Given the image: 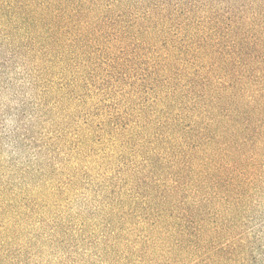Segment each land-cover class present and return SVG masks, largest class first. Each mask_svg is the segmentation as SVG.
Segmentation results:
<instances>
[{
  "label": "trees",
  "instance_id": "1",
  "mask_svg": "<svg viewBox=\"0 0 264 264\" xmlns=\"http://www.w3.org/2000/svg\"><path fill=\"white\" fill-rule=\"evenodd\" d=\"M236 16L226 0H0L1 38L34 62L25 75L41 96L105 109L87 125L94 131L98 120V136L128 152L115 177L128 201L118 220L151 234L136 245L156 251L159 264L229 260L223 235L238 184L227 133L240 89L226 69L245 64L249 46ZM263 50L264 20L260 62ZM258 84L259 149L264 76Z\"/></svg>",
  "mask_w": 264,
  "mask_h": 264
},
{
  "label": "rangeland",
  "instance_id": "2",
  "mask_svg": "<svg viewBox=\"0 0 264 264\" xmlns=\"http://www.w3.org/2000/svg\"><path fill=\"white\" fill-rule=\"evenodd\" d=\"M226 3L249 43L245 64L234 73L231 64L226 69L227 83L240 89L233 104L240 106L237 119L227 133L235 143L230 178L238 187L223 235L231 251L226 264H264V144L258 149L264 0ZM12 48L0 34V264H159L156 251L136 245L151 234L130 226L128 218L118 220L116 207L128 201L122 179L115 177L128 152L98 136V120L94 131L87 125L105 109L42 97L41 85H31L25 75L34 62L26 66Z\"/></svg>",
  "mask_w": 264,
  "mask_h": 264
}]
</instances>
